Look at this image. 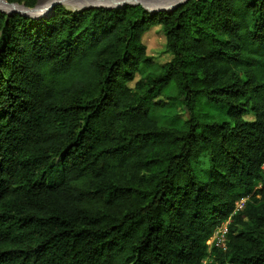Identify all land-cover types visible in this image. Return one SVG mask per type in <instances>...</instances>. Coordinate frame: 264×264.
Returning <instances> with one entry per match:
<instances>
[{"label":"trees","instance_id":"obj_1","mask_svg":"<svg viewBox=\"0 0 264 264\" xmlns=\"http://www.w3.org/2000/svg\"><path fill=\"white\" fill-rule=\"evenodd\" d=\"M263 167L264 0L0 11V264H264Z\"/></svg>","mask_w":264,"mask_h":264},{"label":"rangeland","instance_id":"obj_2","mask_svg":"<svg viewBox=\"0 0 264 264\" xmlns=\"http://www.w3.org/2000/svg\"><path fill=\"white\" fill-rule=\"evenodd\" d=\"M55 0H37L34 7H28L26 6V2L21 0H0V9L8 10L10 8H13L12 12L15 14H27L28 16H38L39 14H42L43 12L39 13L38 8L46 6L50 2H54ZM57 1V0H56ZM82 0H65L62 2L61 5L65 7L69 11H73V6L78 5ZM167 0H153L148 3V5L143 4L146 9L152 11L154 9H158V6H161L166 2ZM52 4V3H51ZM142 4V3H139ZM9 7L7 8H3ZM48 8V7H47ZM144 8V7H143ZM145 9V8H144ZM30 11H32L30 13ZM34 11V12H33ZM35 11H37L35 13ZM45 11V10H44ZM51 11V10H48ZM30 13V14H29ZM143 43L147 49V55L152 58V60L155 63V66L153 68V71H157L159 66H163L167 63H169L172 60V55L167 51L166 48V36L163 31L162 26L156 25L151 28L149 32H147L143 36ZM139 75L137 76V80L139 79ZM133 82L130 84V86H134ZM176 93V90H174V87L171 86L164 96L161 98L163 103L165 104V107L159 108L153 112L154 118L158 121L160 125L163 126H171L175 124L176 117L180 118L181 120H185L186 116L182 112L181 107L179 103H174L172 100L169 99V97L174 96ZM247 120H253L254 116H246ZM229 223L230 221L224 222L221 226H226L228 228L229 232ZM208 263L212 262V258H210Z\"/></svg>","mask_w":264,"mask_h":264},{"label":"water","instance_id":"obj_3","mask_svg":"<svg viewBox=\"0 0 264 264\" xmlns=\"http://www.w3.org/2000/svg\"><path fill=\"white\" fill-rule=\"evenodd\" d=\"M188 0H167L163 5L162 7L161 6H158L157 8L158 9H154L152 11L146 9V7L143 5V4H139V3H131V2H128V0H111V5L107 4V5H102V4H98L95 2V0H82L78 5H76L77 7L74 8L73 11H82V10H85V9H91V8H95V7H106V8H121V7H124L126 5H132V6H142L144 7L146 10L150 11V12H160V11H171V10H174L176 9L178 6L186 3ZM58 4H62L61 1L59 2H55L52 4L50 10L53 9V7L55 5H58ZM1 12H4L8 15H11V14H15L14 12H11V13H7L3 10L0 9ZM47 13H42L41 15H38V16H28L27 14H23V16H26V17H30V18H40V17H43L45 16Z\"/></svg>","mask_w":264,"mask_h":264},{"label":"built area","instance_id":"obj_4","mask_svg":"<svg viewBox=\"0 0 264 264\" xmlns=\"http://www.w3.org/2000/svg\"><path fill=\"white\" fill-rule=\"evenodd\" d=\"M247 200L248 199H241L239 202H237L235 212H241L245 208ZM227 235H228V228L226 226L218 227L212 239L208 242L209 246L215 245L218 248L226 250L227 249Z\"/></svg>","mask_w":264,"mask_h":264},{"label":"bare ground","instance_id":"obj_5","mask_svg":"<svg viewBox=\"0 0 264 264\" xmlns=\"http://www.w3.org/2000/svg\"><path fill=\"white\" fill-rule=\"evenodd\" d=\"M59 1H62V2H64L65 0H55L54 2H50L49 4H47L46 6H44V8L43 7H40V8H38L37 10H38V12L39 13H41V12H44V13H48L49 11L48 10H50V8H51V6H52V4L53 3H55V2H59ZM151 1H153V0H128V2H131V3H142V4H145V5H148V3L149 2H151ZM95 2L96 3H98V4H102V5H107V4H109V5H111L110 3H111V0H95ZM52 3V4H51ZM65 3V2H64ZM48 7V8H47ZM77 6L75 5V6H73V9L74 8H76ZM3 8H9V7H5V6H3ZM1 10H3V11H5V12H7V13H11L12 12V10H13V8H10V9H8V10H4V9H2L1 8ZM45 10V11H44ZM32 11H30V13H31ZM34 12V11H33ZM37 11H35V13H36ZM29 13V14H30ZM39 15H41V14H39Z\"/></svg>","mask_w":264,"mask_h":264}]
</instances>
